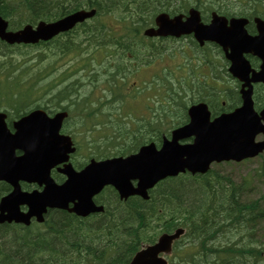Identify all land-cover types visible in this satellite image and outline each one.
<instances>
[{"label":"trees","instance_id":"obj_1","mask_svg":"<svg viewBox=\"0 0 264 264\" xmlns=\"http://www.w3.org/2000/svg\"><path fill=\"white\" fill-rule=\"evenodd\" d=\"M176 1L0 0V14L10 22L13 30L27 24L35 25L39 21H56L83 8L104 9L101 17L93 20V23L78 26L71 34L57 37L49 43L12 48L0 41V62H7L8 66L0 64V82L8 91L5 95L9 96L5 100L0 99V104L4 100L13 114L22 111L27 114L32 110V104L39 103L36 101L47 94L45 91L56 90L53 88L57 81L38 86L55 71L59 73L58 81L64 84L69 81L51 99L50 102L55 101L56 104L70 98L67 89L82 87L77 78L84 70L89 74L88 80L94 83V79L100 75L93 65L102 62L99 55L116 53L119 48L117 53L121 58L136 52L133 42L143 38L142 25L149 23L146 19L137 20L133 17L136 14H154L159 9L179 14L187 6L196 4L201 9L215 6L221 14L234 12L264 19V0H193L192 3L182 2L180 5ZM106 17H117L118 21L123 22L125 32L109 42L101 43L97 39L110 37L103 35L105 30L110 29L107 20L104 21ZM48 48L53 56L57 54L59 58L40 69L38 65L47 55ZM32 52L39 54L38 63L30 67L19 65L22 61L23 65L27 64L28 55L34 58ZM75 55L78 58H72ZM89 55L93 57L86 58ZM134 55L138 57L139 54ZM69 57L75 60L77 70L66 68L60 71L66 66L63 61ZM21 67L24 69L20 70ZM117 74L120 75L113 77V83L107 85L110 92L120 98L109 101L110 105L120 100L126 102L121 90L114 91L125 87L119 84V80L124 79L121 78L124 72L119 69ZM13 84L16 85L14 90ZM41 89L46 90L39 93H42L41 97H37L36 92ZM155 90L163 96L162 91ZM177 92V89H166L157 108H151L150 116L138 117L134 115L136 110H128L113 122L107 119L96 121L95 126L102 129L104 153L129 154L144 144L158 143L163 134L169 135L173 129L187 123L186 114L178 116L175 112L183 104L172 105L177 102ZM235 106L236 103L231 110ZM58 108L54 107L56 110ZM102 108L100 106L96 110L97 114ZM77 112L85 115L86 111ZM93 117L96 115L93 114ZM250 191L251 187L246 181L236 184L231 178L215 172L205 176L187 174L180 181L169 180L161 184L152 192L148 202L131 199L126 204L118 202L115 205L117 199L109 197L106 214L97 218L81 220L64 211H52L43 225L35 224L30 228L14 224L0 226V264H128L143 244L155 242L159 233L170 232L177 227L186 228L189 244L176 246L171 264H264V195L243 201V196L251 194ZM9 192L10 187L0 183V199Z\"/></svg>","mask_w":264,"mask_h":264},{"label":"water","instance_id":"obj_2","mask_svg":"<svg viewBox=\"0 0 264 264\" xmlns=\"http://www.w3.org/2000/svg\"><path fill=\"white\" fill-rule=\"evenodd\" d=\"M96 11H78L55 23H40L37 28L27 26L18 32H7L8 23L0 17V38L10 44L47 42L66 33L77 24L92 18ZM185 19V20H184ZM199 11L192 9L189 17L170 18L162 14L156 18L157 28L146 31L148 36L194 35L202 45L215 41L226 51L232 65L230 72L236 78L249 83V63L244 55L253 53L263 60L260 73H253L252 81L264 78V22L257 20L260 36L252 37L245 30V20H231L215 16L211 25L201 22ZM242 107L233 113L222 114L212 120L207 104L201 103L189 109L190 122L172 132L161 149L154 144L145 146L135 155L104 162L91 163L77 172L68 164L75 152L70 137L60 134L68 113L60 112L50 117L43 110H34L12 123L6 122L7 114L0 113V182L12 187L11 193L0 201V224L16 223L30 226L33 219L45 221L48 209H61L86 216L102 211L96 208L93 198L106 186H113L122 199L140 196L148 200V191L169 177L189 172L206 174L213 163L242 161L264 151V142L256 143L258 134H264V110L258 114L252 100L253 89H242ZM193 138L191 143L182 144ZM21 151V155H17ZM61 172L67 180L59 185L51 177V171L63 165ZM137 182V185H134ZM22 183L37 184L41 191H23ZM74 208L69 209V204ZM22 207L27 210L23 211ZM184 230L174 235H163L158 244L140 252L131 264H168L159 258L160 253H171L172 243Z\"/></svg>","mask_w":264,"mask_h":264},{"label":"rangeland","instance_id":"obj_3","mask_svg":"<svg viewBox=\"0 0 264 264\" xmlns=\"http://www.w3.org/2000/svg\"><path fill=\"white\" fill-rule=\"evenodd\" d=\"M153 17L154 16H152V14L149 15V18L151 20L153 19ZM109 21H112V19H109ZM116 30L118 31V33H116V35H120L121 32L123 31L122 30V24H120L119 26H117ZM185 48H190V50L193 49V47H191L190 40H183L180 43L173 44V45L172 44H169V48H168L169 52L168 53H170V51H171V53L173 51L182 52ZM190 50L187 49L186 50V54H183V52H182V53L178 54V56H181L183 54L184 56H182V58L183 57H187L188 55H190ZM51 52H52L51 49L48 48L47 49V55L44 56V59H43L42 63H40L38 65V68L44 69V67L46 68V65H48V63L52 62L54 59L59 58V56L57 54H55L53 56ZM32 53L34 55V58H33L32 55H28V56H26L27 58H26V61H25V62H27V64H24L23 65V62L24 61H22L19 65H21L22 67H24V66L30 67L35 62L38 63V61L40 60V59H38V55L39 54L37 52H35V53L32 52ZM191 55H192V53H191ZM191 55H190V57H191ZM166 59H169V58H166ZM69 60H71L70 57L69 58H66L63 61V64H65L66 66L63 67V68H61L60 71L66 69V68H69L70 70H72L73 69L71 67V64L72 63L74 65H77L76 62H75V60H73L71 62ZM170 60L174 62L173 63L174 64V67L173 68L175 70H177L179 68V66H182L181 69H183V64L182 63H175V58L174 59H170ZM155 62L153 64H155ZM105 63L106 62L100 63V65H99V62L98 63L95 62L93 65H95V68L97 70H100L101 65L102 64H105ZM185 63H186V65L191 66L193 64V59L191 58V62L189 60H187ZM0 64L3 67H7L8 68V66L6 65L7 62L1 61ZM167 66H168L169 69H171V67H172L171 64H168ZM22 67L20 68V70L24 69ZM163 70H164V66H163V69L162 70L158 67V68L154 69L153 72L156 71L158 73V72H161ZM33 72H34V70H32L31 73H33ZM148 72H149V68H148ZM157 73H154V74H157ZM88 75L89 74H87V71H84L81 74H79V76L77 78V81H80L82 83L83 92H84V90L91 88V85H89V81H88ZM58 76H59L58 71H55V72H51L47 78H45L44 80H42V83L40 85H38V86H41V85H50V84L56 83V81H57L56 86H54V88H53V89H56V90H53V91L50 92L48 90L45 91L46 89H41L38 93L36 92L37 97L40 96V95H42V93L39 94L42 91H45L47 94L44 95V96H42V97L40 96L41 98L39 97L40 99L38 101H36V102H41V103L50 102L51 99L53 97H55V95L59 92V91L57 92V89L63 90L61 88L66 87V85H67V83L69 81L67 83H65V84L64 83H61L60 81H58ZM148 76H149V79H150L149 82H150L151 79H152V77L150 76V74L147 75V78H148ZM160 82L161 81L159 80V83ZM59 83H61V84H59ZM37 84H38V81H37ZM15 87H16V85H14L13 88H15ZM1 88L4 89V85H3V83L0 82V89ZM5 89H6V87H5ZM5 92L6 91H4V93ZM162 94H163V96H165L166 93L165 92H162ZM3 95H5V94H3ZM163 96L162 95H158L153 90L149 89L147 91V93H145L141 97H144L145 100H149V103H150L149 105H151V107H152L153 102L154 103H157L159 105L160 104V100L162 101L161 97H163ZM52 102H55V101H52ZM136 104H137V106L136 107L133 106V110H136L137 114H140V113L141 114H144L143 108L141 106L142 105L141 100H139ZM179 104H183V107L181 109H176V111H175L176 112V115H178V116H182L183 115L184 116L186 114L184 112V109H185L184 108V105H187L188 106L190 103H186L184 100H177V102L176 103L173 102L172 105L176 107ZM32 105H33L32 107L35 106L34 103ZM7 107L8 106H3V105L0 106V108H2V109H6ZM149 113L151 115V109L149 110ZM212 169H215L218 174L224 175V176H228L229 178H233L236 182H239V183H241L243 181V178L244 177H250V181L246 182V184H249L250 185V187H251L250 193L251 194L246 195V196H243V198H244L243 201H246V199H251V198H259L260 195H264V158L263 159L256 158V159H254V161H251V162H248V163H243V164H231V165H229V164L223 163V164H220V165H214ZM262 205H264V203H262ZM262 234L264 235V231H263Z\"/></svg>","mask_w":264,"mask_h":264},{"label":"flooded vegetation","instance_id":"obj_4","mask_svg":"<svg viewBox=\"0 0 264 264\" xmlns=\"http://www.w3.org/2000/svg\"><path fill=\"white\" fill-rule=\"evenodd\" d=\"M113 25V24H112ZM247 30L248 32L251 34V35H255L257 34V32L255 31V28H253V26H249V28L247 27ZM104 41L103 39H99V42H102ZM172 43H175V42H179V40H174V39H171ZM196 46V45H194ZM147 49L150 50V46L149 45H145L144 47V50L145 52H147ZM131 57V56H130ZM219 58H220V61L218 62V65L221 69V71L223 72H226L230 77V73H229V67H230V63L227 61V59L225 58L224 54H220L219 55ZM247 59L250 61V64H251V67L257 71L260 70V66L262 64L261 60H259L260 58L258 57H247ZM132 63L134 65L137 64V62H135L134 60H132ZM208 67L210 69V71H212L213 75H214V72H215V67H216V62H208ZM145 65L144 64H137V67H144ZM145 69V67H144ZM251 79H252V75H249L248 77V80H249V83L247 84L246 81L244 82H237V80H235L236 82V85L238 86L239 89H250L251 86H253L254 89H264V83L263 82H258V83H255V82H251ZM228 82V83H227ZM227 82L221 78L219 79H216L215 77L213 78V82L212 84L210 85V89H230L231 88V83L227 80ZM244 83H245V87H244ZM106 90H109L110 89H106ZM84 103V102H83ZM83 103H80V104H77V103H68V105H70L72 108H76L77 106L79 105H82ZM88 103V102H86ZM86 112H91L89 106L85 109ZM67 111L69 112V119H67L64 123H63V126H62V129H61V134L63 135H69L73 138L76 146H77V151L79 152L81 149L84 150V155L83 156H78V152L75 156H73L71 158V163L74 167H76L77 169L79 168H82L84 165V163L87 160V157L88 156H91L92 154H95L96 156H100V152L96 151V149H91L90 151H92V154H89V151H87L84 147H83V143H79V140L83 137L82 135L84 134L85 132V126L86 127V131L89 130L88 126L93 124L95 119L94 118H91V117H85V116H82V117H79L77 115V117H75L74 113L70 110V108L67 109ZM48 112V111H47ZM48 114L52 117L54 116L55 113H52V112H48ZM100 118H102V116L99 115ZM93 136V135H92ZM90 145L92 146L93 144L90 143ZM20 154V152H19ZM89 154V155H88ZM63 165H59L57 166L56 168L52 169L51 171V177L53 178V180L57 183V184H62L66 181L67 177L61 172V169H62ZM42 188H40L37 184L35 185H29V184H24L23 185V190L24 191H34V190H41ZM108 192H110L112 195H114L113 193V189L112 188H107L105 190V192H103L102 195H100L99 199H95L96 203L98 205H103L105 202H104V199H103V195L104 194H107ZM73 205H70V208L72 207ZM55 211H59V210H55ZM63 211V210H61ZM92 216H95V215H91L90 217ZM47 217V216H46ZM33 225H35V220L33 221L32 223Z\"/></svg>","mask_w":264,"mask_h":264}]
</instances>
